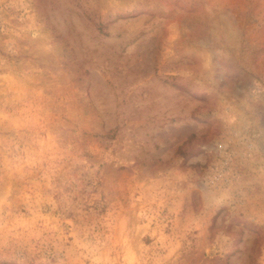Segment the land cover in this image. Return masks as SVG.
I'll return each mask as SVG.
<instances>
[{
  "label": "rangeland",
  "instance_id": "1",
  "mask_svg": "<svg viewBox=\"0 0 264 264\" xmlns=\"http://www.w3.org/2000/svg\"><path fill=\"white\" fill-rule=\"evenodd\" d=\"M0 264H264V0H0Z\"/></svg>",
  "mask_w": 264,
  "mask_h": 264
}]
</instances>
